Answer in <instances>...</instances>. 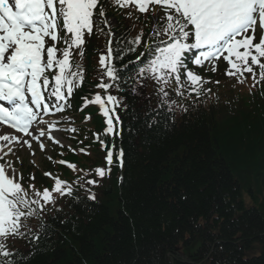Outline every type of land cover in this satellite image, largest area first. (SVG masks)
Wrapping results in <instances>:
<instances>
[{"label": "trees", "instance_id": "trees-1", "mask_svg": "<svg viewBox=\"0 0 264 264\" xmlns=\"http://www.w3.org/2000/svg\"><path fill=\"white\" fill-rule=\"evenodd\" d=\"M128 28H117L121 37L115 42L122 77L116 93L123 102V180L118 183L114 168L100 189L101 203L87 197L63 202L43 222L47 230L38 249L21 239L13 242L22 247L14 264H264V251L259 258L245 257L264 242V204H258L264 195V98H231L232 106L212 109L199 102L177 122L150 94L131 93L130 75L150 56L137 60L142 44L129 51L134 37ZM102 39L98 30L87 40L86 83L77 106L101 78ZM93 124L102 128L98 118ZM103 160L98 149L87 159L93 167ZM245 194L254 206L246 205ZM197 244L186 260L176 252Z\"/></svg>", "mask_w": 264, "mask_h": 264}, {"label": "snow or ice", "instance_id": "snow-or-ice-1", "mask_svg": "<svg viewBox=\"0 0 264 264\" xmlns=\"http://www.w3.org/2000/svg\"><path fill=\"white\" fill-rule=\"evenodd\" d=\"M106 2L117 8H134L140 14L149 11L153 14V42L144 44L145 52L141 53V56L150 58L135 70L134 76L130 75L133 95L143 96L139 89L147 86L146 81L154 82V92L159 97L157 106L168 105L171 110L175 101L170 100L168 89L173 83L177 96L188 91L198 98L205 92H211L204 85L212 81L196 73L189 65L210 66L215 73L216 62L221 57L228 65L225 75L236 78L238 83L245 82L246 73L251 74L253 87L264 82V0ZM161 11L165 14L163 17L160 16ZM127 15L131 18V12ZM100 25L108 29L109 37L106 52L100 54L98 61L102 75L97 87L104 90L105 98L96 94L87 103L99 106L105 117V135L115 138L120 134L119 125L122 123L117 109L123 102L110 94L109 89L119 91L122 77L114 63L113 33L104 4L100 0H0V101L11 106L0 104V124L30 137V140L21 141L15 135L0 133V142H7L10 146L22 143L31 149L30 141H36L42 151L45 145L41 138L47 137L53 143L61 144L52 135L60 131L57 127L59 121L45 120L44 117L66 111L74 89L81 86L84 79L79 65L73 70L70 63L73 49H81L86 43L85 37L94 34V28L103 32ZM61 31L64 36L60 35ZM61 41L65 44L63 49L57 47ZM142 43L143 33H139L128 41L132 45L129 51L134 52ZM79 54L83 56L84 53L80 51ZM48 72L54 73L51 79L46 75ZM105 78L109 82L105 83ZM215 83L219 84V81ZM90 119V116L85 118ZM34 125L47 127L34 129ZM66 130L76 132L75 128ZM94 135L99 139L98 134ZM112 148L105 157L108 168L95 169V174L101 179L106 171L110 173L114 158L123 167V150H119L117 155L114 144ZM3 149L4 144L0 143V258L3 264H14L16 253L9 241L24 239L38 249L42 234L47 230L42 221L49 206L56 208L57 196L77 202L78 198L73 196L71 184L51 172L44 175L54 180L53 188L40 192L30 184L33 190L30 195L20 182L22 174L17 172L12 161L5 159L9 153ZM80 152L90 155L83 148ZM59 163L76 170L75 164L63 160ZM29 179L34 180V175ZM82 179L80 177L76 183ZM86 184L96 186L98 182L88 179ZM88 199L95 200V194L90 192ZM31 219L41 221L38 229H32L27 223ZM32 254L30 250L25 259Z\"/></svg>", "mask_w": 264, "mask_h": 264}, {"label": "rangeland", "instance_id": "rangeland-1", "mask_svg": "<svg viewBox=\"0 0 264 264\" xmlns=\"http://www.w3.org/2000/svg\"><path fill=\"white\" fill-rule=\"evenodd\" d=\"M207 68H208V70L211 71L210 66H208ZM153 84H154V82H151L150 81V84H149V89L150 90H154ZM206 88H207V86H205V89ZM174 89L175 88L173 86H172V88L168 89V91H169V97L173 98L176 101L175 108L180 113V108H181L183 102H185V101H184V98H182L181 96H177L175 94ZM219 91L221 93H223L222 94L223 95V98L220 100V102H225L227 100L226 95H227V93H230V92L236 94L237 97H239L240 99H245V100H251V98H253V97H258V98L259 97H264V89L261 88V87H259V84H256V86L253 87V80H252V78L248 81V84L242 85V84L236 83L230 89H228L226 87V85H223V86L219 87ZM70 134L71 133H68L66 136H64V135L63 136H64L65 139H67ZM26 156H27V154H26ZM29 156H30V154H29ZM39 161H41V160L39 159ZM35 162H38V160L35 159ZM67 180L70 182L69 179H67ZM197 248H199V244L195 245L191 249V251H188L187 248L183 247L182 248V254H183V257L182 258H185V257L189 256V254H191V253H195L196 250H197Z\"/></svg>", "mask_w": 264, "mask_h": 264}]
</instances>
